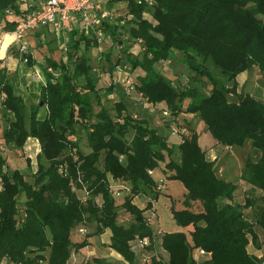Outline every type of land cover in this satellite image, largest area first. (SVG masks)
Listing matches in <instances>:
<instances>
[{
	"label": "trees",
	"instance_id": "obj_1",
	"mask_svg": "<svg viewBox=\"0 0 264 264\" xmlns=\"http://www.w3.org/2000/svg\"><path fill=\"white\" fill-rule=\"evenodd\" d=\"M107 1L125 3L126 15L132 17L121 27L103 22L111 46L105 41L99 55L113 72L118 66L111 60L113 45L126 63L143 71L134 90L148 103L162 104L169 115L161 112L156 118L167 127L160 129L150 116L127 112L122 101L115 103V116L103 104L113 83L101 93L98 78L92 75L89 52L99 44L92 33L72 30L66 58H46L37 102L18 94L14 80L1 68L0 102L6 124L0 135V264H70L73 251L87 247L91 237L106 229L111 233L108 247L126 264H199L194 256L198 249L206 252L199 255L202 264H260L264 99L239 93L236 78L256 67L264 81V0ZM9 6H15L14 0H0L1 33L15 28L5 20ZM36 29L41 31L38 36L45 35L46 27ZM53 34L60 47L64 37ZM136 39L141 45L138 55L126 45ZM13 47L19 50L18 43L9 49ZM23 56L28 65L35 63L30 52ZM184 67L190 77L184 85L175 83L173 77L180 80L176 70ZM193 116L205 124L216 144L250 143L239 180L260 190L261 203L253 197L243 203L235 200L238 181L218 175L216 161L207 158L199 143ZM172 124L185 128L176 145L169 143L165 132ZM79 130L86 137L87 152L80 146ZM28 138L40 145L30 178L19 168L10 169L4 153L24 151ZM157 170L184 185L183 206L170 208L181 229L157 233L148 220L162 193ZM115 184L127 186L119 187L127 191L119 204L116 199L122 194L112 193ZM138 196L144 200L142 207L135 200ZM119 208L128 214V222L120 219ZM247 208H253V221L244 215ZM92 223L95 230L87 233L86 226ZM75 227L79 232L84 229L81 241L72 239ZM143 238L148 243L141 247ZM156 238L162 253L148 254ZM93 264L113 263L95 257Z\"/></svg>",
	"mask_w": 264,
	"mask_h": 264
},
{
	"label": "rangeland",
	"instance_id": "obj_2",
	"mask_svg": "<svg viewBox=\"0 0 264 264\" xmlns=\"http://www.w3.org/2000/svg\"><path fill=\"white\" fill-rule=\"evenodd\" d=\"M105 2V1H103ZM107 7L111 9H116L117 13H120L121 15H126V9L123 3L121 4H110L108 1ZM6 10V9H5ZM4 10V11H5ZM127 16V15H126ZM2 20L0 21L1 24ZM37 29H34L32 31H28L26 33V42L29 46V52L31 53L33 59L35 60V63L33 65H28L27 61H24V56L20 51L16 48H8L5 50L4 54L2 55L0 53V57H4V59H7L8 61L7 65L3 64L0 65V69L3 68L6 72V75H8L11 79H13L15 82H21L19 87L23 90L24 96L27 98L26 101L30 102V99H34L35 101H38V90L40 87V79L43 77V71L42 67L46 65V58L52 57L55 60H59L61 57L66 58V50L61 49L56 43V40L54 38L53 32L46 28V30H43L45 34V40H42L41 37L37 35ZM2 33L0 32V35ZM28 37V38H27ZM135 41H129L126 45L131 44L132 46L135 45ZM106 45H110V42L106 41ZM105 45H102L104 47ZM140 47L141 45L138 44ZM119 50L120 52H118ZM121 50L118 48L111 49V60L114 62V64H118V66L121 68L119 71L115 69V73L109 72L108 70V63L104 59V56L100 57L99 55V49H96L95 47L92 48L89 52L90 58H91V65L93 67L92 69V75L94 77L98 78V84L97 86L100 88V92L102 93L104 88L108 87L110 83H113V91L108 96H103V104L110 110L111 114L115 116L116 109H115V103L118 101H122L124 105L126 106V110L129 113H132L133 115H136L140 118H149L148 116L151 114L153 117H156L159 112H161V108L158 105L162 104H152L148 103L146 101V97L136 92V90H132L130 93L126 92V83L123 80L124 77L128 78L133 83L138 82V77L142 75L143 71L139 68L133 69L130 65V63H126L125 60L121 57ZM7 57V58H6ZM100 57V58H99ZM19 64L15 66L14 62ZM23 61V62H21ZM12 63V64H10ZM23 63V64H22ZM159 65V64H158ZM160 65H162L160 63ZM164 68H167L168 65H163ZM10 67V68H9ZM15 67V69H14ZM160 67V66H159ZM158 67V68H159ZM183 67V66H181ZM9 68V69H8ZM185 68V67H184ZM165 75L170 76L171 73H168V70H161ZM117 72V73H116ZM190 71L185 68L182 70H176L175 75L180 76V80H177V78H174L175 83L184 85L185 79H188L190 77L189 75ZM39 74V76H38ZM172 79V80H173ZM237 90L239 93H250L253 96L264 99V81L261 77V74L259 73L258 69L256 67H252L251 69H248L242 73H240L237 78ZM30 87V89L28 88ZM135 88V84H134ZM28 94V95H27ZM232 99H235L236 96H231ZM153 107V111H149V108ZM95 110L98 111L99 107L95 105ZM44 115L43 107L41 108L40 116ZM193 123L194 126L198 129L199 132V143L204 149H209L213 146V138L211 137L209 131L207 130L205 124L200 121L197 116H193ZM150 122L152 124L153 121L151 117L149 118ZM155 119V118H154ZM159 128L162 129L166 126V122L163 120L157 119ZM5 120L2 116V111L0 109V135L1 131L5 125ZM165 132H169L168 134H172L169 129L166 128ZM79 143L83 151L87 152V143H86V137L82 130H79L78 134ZM129 138L131 136V133H128L127 135ZM176 137H179L178 134H175ZM171 143V142H169ZM39 142L38 140L34 139H28L25 144L24 151H12L11 149L5 150V156L7 157V162L10 169L19 168L22 172L26 174L27 178H30L32 171L35 169V163H36V155L39 152ZM37 149V150H36ZM231 147H228L227 154L233 155V160L228 163L227 169H230V172L234 179L238 181V188L236 190V196L235 199L237 202L243 203L246 198L253 197L254 201L258 204L261 203V192L259 189L251 188L250 186L246 185L245 182H243L240 179V174L244 166L245 159L249 153L250 150V143L246 142V144L242 147L238 146L231 149ZM224 151V150H223ZM232 151V152H231ZM177 153L174 155L177 157ZM231 155V156H232ZM26 158H29V161L26 160ZM159 173H161L160 170H158ZM155 174V173H154ZM162 175V173H161ZM163 183V182H162ZM164 188V194H162L158 200V202L155 204L156 212L155 216L152 217V227L155 232L163 233L165 231L173 230V228L181 229L178 227L172 216L170 208L173 206L175 208H181L183 206L182 200H183V191H184V185L177 180H170L166 179L163 183ZM127 191L122 190V197L116 199L117 203H121L123 200V196L126 194ZM171 194V195H169ZM138 196L136 199V202L139 206H143V198ZM21 200L24 199V197L21 195ZM97 201L100 202V198L97 197ZM198 207V206H197ZM119 214L120 219L124 222L129 221V216L126 214L121 208H119ZM244 215L251 221H253V208H247L244 210ZM174 226V227H173ZM95 230V224H87L86 226V232L90 233ZM185 230V229H184ZM258 233L260 234V237L262 236V233L259 229H257ZM85 232V233H86ZM81 232L78 231V227H75L72 231V239L81 241L84 238V233L80 234ZM109 233L110 230H106L100 235H95L91 237L90 241L92 244L98 245V248L96 245L95 249H92L91 247H85L82 250L79 251H73L71 258H70V264H93V258L100 257L103 260L110 261L113 264H126L121 256L117 255L116 252H111V250L108 249L106 245V241L109 240ZM158 239H155L154 246L152 249H147V253H162V250L159 246ZM81 251V252H80ZM264 251V246L261 248V252ZM194 256L198 259L199 264H202L203 258L199 257L197 252L194 253Z\"/></svg>",
	"mask_w": 264,
	"mask_h": 264
},
{
	"label": "built area",
	"instance_id": "obj_3",
	"mask_svg": "<svg viewBox=\"0 0 264 264\" xmlns=\"http://www.w3.org/2000/svg\"><path fill=\"white\" fill-rule=\"evenodd\" d=\"M140 2V0H136ZM149 4L152 0H144ZM15 6H9L5 10V20L15 23V28L11 32H5L13 37L14 42L19 44L20 53H29V46L25 40V35L28 31L34 30L38 27H46L50 29L55 35L63 36L64 41L60 43V47L66 50V42L68 34L77 29L80 33L86 35L94 34L98 41L99 51L102 50V45H105V41L110 37L103 30V22L109 21L115 23L118 26L125 25L127 20L131 19V15L124 16L116 12V9L104 8L95 0H14ZM0 29L2 25L0 24ZM127 39V36H124ZM135 42H140L136 39ZM24 61L27 58L24 57ZM121 68L116 67L119 71ZM129 76V75H128ZM127 76V78H128ZM123 80L126 83V92L130 93L134 89V83L127 79ZM153 111V107L149 108ZM164 115H169L166 110H162ZM170 131L172 134H180L184 132V127H179L176 124L170 125ZM29 139V138H28ZM3 147L0 145V151ZM40 150V148H39ZM152 173L151 170H149ZM112 193L115 196H120L122 191L119 187H127L123 184H116L112 186ZM150 215L148 220L151 221L155 216L156 207L155 204L151 206L149 210ZM84 232V229H80ZM148 243L147 238L140 240L141 247ZM198 255H205L206 252L202 249L196 250ZM264 264V260L260 263Z\"/></svg>",
	"mask_w": 264,
	"mask_h": 264
},
{
	"label": "crops",
	"instance_id": "obj_4",
	"mask_svg": "<svg viewBox=\"0 0 264 264\" xmlns=\"http://www.w3.org/2000/svg\"><path fill=\"white\" fill-rule=\"evenodd\" d=\"M98 2H100V4H101V6L102 7H104V8H109V7H107V0H97ZM103 1H105V2H103ZM116 4H121V3H116ZM124 4V6H125V3H123ZM32 31V30H31ZM37 31V30H36ZM8 32H11V31H8ZM37 32H41V31H37ZM38 34V33H37ZM26 36V35H25ZM39 37H41L42 38V40H45V35H43V34H41ZM28 38V37H27ZM25 40H26V38H25ZM13 43H16V42H14V40H13V37H12V35H10L9 33L8 34H6V33H2L1 35H0V46H4L3 47V51L2 52H0L2 55L4 54V52H5V50L7 49V51H8V48L10 47V45H12ZM6 45V46H5ZM13 48H15V47H13ZM129 51L130 52H133V53H135L136 55H138V52H139V46H138V43L136 42L135 43V45H131L130 46V49H129ZM6 56V54L4 55V57ZM4 57H0V65H3V64H6L7 65V63H8V61H6L7 59H4ZM7 58V57H6ZM7 62V63H6ZM21 62H23V61H21ZM10 64H12V63H10ZM14 64H15V66L16 65H18V67H19V64L17 63V61L16 62H14ZM23 64V63H22ZM8 65H9V63H8ZM10 68V67H9ZM8 68V69H9ZM170 68L171 67H169V70H170ZM14 69H15V67H14ZM172 69V71H173V69H174V66H173V68H171ZM114 73H115V70H114ZM117 73V72H116ZM38 76H39V74H38ZM40 81H41V83H40V87H39V90H38V92H37V96H38V99H39V93H40V88H41V86L43 85V83H44V76L42 77V79H40ZM15 82V81H14ZM21 82H15V87H16V92L18 93V94H20V95H22L23 96V98L26 100L27 98L24 96V94H23V90L19 87V85L18 84H20ZM29 89H30V87H28ZM28 95V94H27ZM30 102H37V101H35L34 99H30L29 100ZM158 106H160V108H162V105H158ZM0 109H1V111H2V106H1V102H0ZM43 110H44V115L43 116H40V112H41V109H40V112H39V117H41V118H43L45 115H46V108L45 107H43ZM162 112V111H161ZM161 112H159L158 114H160ZM150 117H152L151 119H152V121H153V123H154V125H156V124H158L157 122V118L156 117H153L151 114L149 115ZM148 116V117H149ZM155 118V119H154ZM167 133V135H168V141L169 142H171V144H178L179 142H180V137H176L175 136V134H168L169 132H166ZM29 139H31V138H29ZM32 139H34V140H37V139H35V138H32ZM228 147H231V149L233 148L232 146H224V145H221V144H216L215 143V141H214V139H213V146L212 147H210L209 149H207L206 150V156H207V158L208 159H211V160H215L216 161V167H217V170H218V175L220 176V177H222V178H224V179H226V180H228V181H233V182H235L236 180L234 179V177L232 176V174H231V172H230V169L228 168L227 169V167H229V166H227L228 165V163L229 162H231L234 158H233V155H232V153L231 154H227V152H228ZM230 149V150H231ZM224 150V151H223ZM232 152V151H231ZM232 155V156H231ZM155 178L157 179V180H160L161 181V183H160V187H161V191H162V193H161V195L162 194H164V188H163V183H164V181L167 179V178H164L163 177V175H161V173H159V171L157 170L156 172H155ZM161 178H164V179H161ZM163 182V183H162ZM237 182V181H236ZM238 188V187H237ZM237 190V189H236ZM184 192H185V189H184V191H183V194H184ZM160 195V196H161ZM169 195H171V194H169ZM235 196H236V191H235ZM140 198V197H139ZM160 198V197H159ZM137 199V197L135 198V200ZM159 200V199H158ZM236 200V199H235ZM156 202H158V201H156ZM156 204V203H155ZM174 227V226H173ZM176 228H173V230H175ZM107 230V229H106ZM105 230V231H106ZM110 234L111 233H109V240H107L106 241V245H107V247H108V243H109V241H110ZM94 245H96V244H92V242H90V244L87 246V247H91L92 249H95L96 250V247L98 248V245H96V247L94 246ZM108 249L109 250H111L109 247H108ZM111 252H114V251H112L111 250ZM117 254V253H116ZM165 254V253H164ZM118 255V254H117ZM120 256V255H119Z\"/></svg>",
	"mask_w": 264,
	"mask_h": 264
},
{
	"label": "clouds",
	"instance_id": "obj_5",
	"mask_svg": "<svg viewBox=\"0 0 264 264\" xmlns=\"http://www.w3.org/2000/svg\"><path fill=\"white\" fill-rule=\"evenodd\" d=\"M5 46H6V45H5ZM3 47H4V46H0V52H2V51H3Z\"/></svg>",
	"mask_w": 264,
	"mask_h": 264
},
{
	"label": "bare ground",
	"instance_id": "obj_6",
	"mask_svg": "<svg viewBox=\"0 0 264 264\" xmlns=\"http://www.w3.org/2000/svg\"><path fill=\"white\" fill-rule=\"evenodd\" d=\"M37 150V149H36Z\"/></svg>",
	"mask_w": 264,
	"mask_h": 264
}]
</instances>
